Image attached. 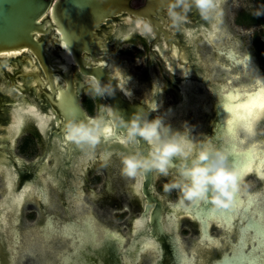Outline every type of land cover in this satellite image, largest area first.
Instances as JSON below:
<instances>
[{
    "label": "flooded vegetation",
    "instance_id": "1",
    "mask_svg": "<svg viewBox=\"0 0 264 264\" xmlns=\"http://www.w3.org/2000/svg\"><path fill=\"white\" fill-rule=\"evenodd\" d=\"M145 3L146 0H134V4L137 7L144 6ZM224 3H228V0H215V7L210 10V15L207 19L200 14L194 5L187 12L186 19L178 21L176 24H173L165 13L162 17L156 16V18H158V24H161L160 28L159 26L154 28L149 19L145 17L138 19L128 12H124L110 19L105 29L101 30L105 51L107 52L104 53V55L110 58L107 60V63L103 61L101 65L109 67L110 78L113 79L115 85L118 86L116 87V91L124 99L133 103L139 102L143 107L146 105L147 101L154 102L157 100L159 103L162 102V105L157 107V111L151 113L153 116L152 118H154L157 114H168L171 110L182 105L184 101L182 84L190 80L198 82V90L200 91H205L207 86L215 87V84L223 83L227 84L228 88H255L257 86V73L253 70L252 66L248 65L247 69L244 70L240 64L233 62L232 58H237L235 61L238 62L248 56L253 61V65L256 64L257 67L260 68L263 76L264 70L253 53H245L236 48L234 42L228 38V33L225 31L224 24L226 20L223 13ZM241 14L242 12L236 16V25H239L243 21L241 19L243 16H240ZM145 22L150 25L151 31L145 27ZM137 25H139V27H137ZM241 38L243 39L244 37L241 36ZM237 39H239V37H236V40ZM243 43L245 44V42ZM200 44L204 45L206 50L205 48H201ZM208 45H210L211 49L207 51ZM176 46L178 48L181 46L184 48L185 55H183V58L179 55L180 52L174 50ZM111 48H113L114 53L110 50ZM69 57L72 58V55L70 54ZM115 57L117 60H115ZM95 63L96 65H100V62ZM112 64L114 69L111 66ZM73 65L76 69L75 73L78 76L76 80V90L83 108L90 117L98 115L103 116L104 123L111 121L113 124L114 118L109 116L106 111H101V106H105V108L111 106L114 110H117L116 105L109 100L107 95L93 98L89 91V84L90 79L96 76L85 75L80 71L76 62H73ZM216 66L236 74L245 72L247 74H252L255 83L253 86L252 84L230 86V79H227V82L216 81L213 78V68ZM134 67H143L144 76H142V78L144 79L137 80L132 72ZM121 76L123 77L122 80ZM2 77L3 75L0 73V81H2ZM25 87L26 90L21 91L20 88L15 86L8 87L0 84V104H2L1 98H6V95L10 91L13 92L12 99H14L13 105L7 108L0 107V152L7 151L11 158L12 164L10 163V167L14 179V194H20L28 183L34 182L38 178L41 168H44V171L40 174L41 178L42 176L55 177L60 184H56L49 180L45 181L48 190V198L45 199L46 201L39 195H30L26 197L24 203L27 202L31 206H36L43 215L42 221L37 224L34 233H32L29 239L24 238L22 234H29L31 232H24V230H21L19 227L21 212L17 225L21 232V243L16 246H11V239L14 238V234L11 233L8 227L5 228V225L3 227V221H0V264H8L13 260L14 264H21L22 260L23 264H33L34 257L41 258L42 264H57L60 261V254L65 255L68 250L75 249L77 246L72 245L74 238L58 232L50 238L49 242H46L45 239L41 237L40 234L43 230L42 226L48 224L52 220H55L57 226L65 224L74 226L83 237L87 238L86 241L76 239V244L78 246H87V249L80 247L81 250L79 251L82 258L86 261L85 264H130L129 261H126V258H134L132 255L135 256L141 248L140 244L139 247H134L136 239L138 240L137 233H134V220L137 218H145L149 211V222L152 223L151 232L158 238H161L162 254L157 258L152 251L148 250L144 253L151 252L154 255L150 264H153L156 260L159 264H177L176 249L170 242L168 238L169 235L164 228L163 215L167 214V211L170 209L168 207L170 206L183 205V207L186 208L197 206L199 199L192 203L181 202L178 196L174 200H170V198L164 195L160 190V180H165L166 178L162 177L160 174L155 177V170L141 172V175L138 173L128 186H124V191L120 192L116 189L111 177L116 174L114 170L115 163L119 164L117 170L120 171L119 157L123 153L114 152L110 156L104 157L101 151H97L98 149H96L95 145L89 147L79 146L73 142L65 143V124L69 118L74 117L63 114L56 103L48 96H40L33 86ZM120 88H122L123 91L120 90ZM171 92L175 94L176 100L172 101L168 99V95H171ZM25 100L35 109V112H31L26 119L23 129L19 134L15 135V127L19 120V105ZM207 103V100L201 102L200 109L202 112L206 110ZM217 104L218 101L213 102V112L207 111L204 115V120L201 121L207 126V134L212 137H217V132H219L224 124L220 121V117H218L219 112ZM122 115L125 117L124 114ZM188 117H190V121ZM195 121L194 111L188 112L186 115V123L190 126L194 125ZM240 130L238 131L239 135ZM192 132L193 134L197 133L196 126H193ZM122 135L124 136V130L116 123L115 126L113 124V135H102L101 138L104 142L108 141L109 138H116ZM20 137L22 138L18 141ZM13 138L15 139L11 147L10 143ZM131 145L143 152L148 151L147 142L140 141ZM100 148L104 149V146L102 145ZM36 150H42V153L39 154L36 152L31 159L23 155L24 151H31V153H33ZM89 151L94 152L95 155L87 164H82V172L79 171L78 173L80 177V194L79 196L68 194V187L71 188V181H73L71 168L74 166V161L78 159L77 156L83 155ZM12 154L15 158H12ZM18 159L22 160L21 165L18 164ZM97 167L98 172L94 174V177L96 176L97 178V181L94 183L95 188H90L89 193L95 198L96 202L100 204V209L103 213L96 215L93 211L88 213L72 211L71 207L74 208L76 203L87 194L85 188L86 180L84 177L86 172L88 173L90 171L91 173ZM0 173L5 184L3 194L0 196L1 202L7 196V188L4 169H0ZM174 173L175 168H170V175ZM102 182L104 183L102 191L98 192L96 189L101 186ZM140 184L142 193L137 192L135 189L136 186H140ZM262 185L264 189V183ZM51 187L54 188L61 197V202L66 212L65 218H62V216L56 212L47 210L48 206L54 201L50 191ZM240 191L242 192V189L239 190V192ZM129 192L132 194V197L129 195ZM247 195L248 193L242 192V196L247 197ZM150 197L153 198L150 207L154 205V208L150 210L149 207L147 211L146 208L150 203ZM159 203L162 205V208H160V223L159 226L156 227L155 221H152V214ZM202 204H208V201L201 199V203L199 202L200 206L197 207V209L203 211L197 217L194 218L190 214H183L181 216L178 233L182 244L180 229L184 223L189 224L190 230L195 234H199L198 241L200 247L207 253L211 251L213 246L220 245V239L213 235L214 226L218 227L220 225L212 222L211 227L206 228L205 218H208L207 214L210 213L211 209L207 210L204 208V210L201 207ZM164 207H167L165 212L163 211ZM128 208L140 209L139 215L131 218L129 238H127L126 234H124L121 229L107 222L105 218L112 210H122L118 214V217H125ZM1 209L0 213L7 211L3 207H1ZM9 213L13 214L11 211ZM86 217H90L89 219L93 220L92 224L94 227L90 225V222L89 224L85 222L84 218ZM85 226H87V228H84ZM223 229L228 236L226 239L230 247L221 252L217 258H206L207 264H218L220 261H224L227 259L225 258L227 255L226 253H229L231 257L233 256L232 249L234 243L239 239V225H236L234 228L236 229L235 241H231L230 239L231 231L226 230L224 227ZM208 230L210 235L219 241L213 244L210 243L209 240L202 241L201 238L203 237V233ZM115 232H117V235L122 234L126 237L124 244L126 251L124 255L121 253V249H119L120 246H117L116 241H118V237L115 235ZM90 235H92V238ZM35 236L40 238V244L38 242L36 243L33 239ZM58 237L64 240L62 245L59 243L57 244V242L54 244V240ZM96 238L101 239V243L94 245ZM90 243H92V245H90ZM37 244L39 245L38 249L40 254H32L30 251V254H28L29 252L27 253L26 258L22 257L24 251H29L33 245L36 246ZM107 244L109 247H107ZM58 246H60V248ZM53 255L54 258H52ZM195 256V264H199L202 260L199 259L196 254ZM135 258L133 261H136Z\"/></svg>",
    "mask_w": 264,
    "mask_h": 264
},
{
    "label": "bare ground",
    "instance_id": "2",
    "mask_svg": "<svg viewBox=\"0 0 264 264\" xmlns=\"http://www.w3.org/2000/svg\"><path fill=\"white\" fill-rule=\"evenodd\" d=\"M174 50L176 52H180L179 55L182 58L184 57L183 55H185V51L182 46L180 48L176 46L174 47ZM8 55L14 56V53H9ZM68 55H70V53H68ZM236 59L232 58V61L240 64L244 70H246L248 65H250L257 73V86L255 88H228L227 84L223 83L215 84V87L207 86L205 91H200L198 90V82L190 80L182 84L184 97L182 105H179L176 109L171 110L168 114L161 115L163 116L164 122L170 125L173 130L180 129V131H183L184 125L186 123V115L188 114V112L194 111L196 121L194 122V125H188L190 134L196 139L202 140L205 138H210L214 144L222 147L228 153V155H230V152L237 153L238 155L236 156L235 167L239 169V183H241L246 176L252 173L264 180V146H262L261 143L259 144L258 142H252V144L247 147L244 146L243 143L245 138H242L238 132L240 129H251L253 131L256 122L264 117V110L257 109L256 113L248 119L238 118L236 112L232 110L236 107L237 104L245 102L246 98L248 97H255L256 99H259L260 90L264 89V76L261 74L262 72L260 68H258L256 64L253 65V61L248 56L238 62L235 61ZM69 63H66V67ZM22 66L25 70H34V68L31 67L29 63H24L22 64ZM111 66L114 69L113 64ZM0 71H2L1 65ZM58 81L59 79L55 80L56 83H58ZM31 83L40 96H47V92H49L47 86L48 82L46 84H39L34 79H32ZM10 93L13 94L12 91ZM236 97H240V100H236ZM204 100H207L208 103L206 110L202 112L200 109V104ZM215 101H218V117H220V121H222L224 124L222 125V128L219 130V132H217V137H212L207 134V126L204 122L201 121L204 120V115L207 111L213 112L212 106L213 102ZM154 102L156 103L157 107L162 105V102L159 103V101L157 100H155ZM32 109L34 108L30 106L29 102L26 100L19 105V120L15 127V135L19 134L23 129L27 117L31 114V112L33 113V111H31ZM109 124L113 128V124L111 123V121L104 123V126H109ZM249 125L251 126L250 128ZM193 126L197 127V133L195 134H193L192 132ZM123 137V135L116 138L112 137L109 138L108 141L104 142L101 138L100 141L95 145V147L96 149H98L97 151H101L104 157H108L114 152L127 154L138 150L129 143H120V140ZM14 139L15 138L11 140V147L13 145ZM102 145L104 146V149L100 148V146ZM94 155V152L89 151L84 153L83 155L81 154L80 156H77L78 159L74 161V166L71 168L73 181H71V188L68 187V194L79 196L81 189L79 182L80 177L78 173L79 171L82 172V164H87L89 160L94 157ZM21 161L22 160L18 159V164L21 165ZM10 163L12 164V161L7 151H4L2 153L0 152V169H4L7 188L6 198H4L0 202V211L2 210L1 207L8 211L0 213V221H3V227L5 225V228L8 227L11 233L14 234V238L11 239V246H16L21 243V232L19 231L17 225L19 223V215L22 209V205L26 197L30 195H39L43 197V200H45L46 198H48V190L46 188L45 181H53L56 184H60V182L55 177L42 176L41 178L40 174L44 171V168H41V171L38 174V178L32 183H28L24 187L22 192L16 195L14 194V179L11 173L12 171ZM249 166L251 167L250 171L248 170ZM170 168H175V166L170 165ZM158 174V172L154 171L155 177H157ZM139 175H141V173H139ZM135 189L137 192L142 193L141 184L140 186L137 185ZM237 193L238 199L240 201L239 205H237ZM252 194L253 193H248L247 197H245L242 196L241 191H237L233 195L232 205L227 209H224L223 207H221L219 210H216L215 208L211 209L210 213L207 214L208 218H205V224L206 228H209L211 227L212 222H215L228 231H232L236 227V225H239V239L234 243L232 249L233 256L227 258V256H229V253H226L227 255L225 258H227L228 260H232V258H240L242 264H248V262H251L252 264H264V208H259L256 206V202ZM199 202L201 203V199L198 200V204ZM153 208L154 205L150 207V210H152ZM166 208L167 207H164V212ZM168 208L170 209L167 211V214H164L163 212V223L164 228L169 235L168 238L176 249L177 264H195L196 256L193 252L189 253L183 248L181 244V238L178 233V228L180 226L179 223L183 214H190L195 218L200 213H202L203 210L199 211L197 209V206L186 208L183 207V205H174L173 207L170 206ZM10 211L13 214H10ZM212 213L216 214L213 215ZM149 214L150 211L145 218H137L136 220H134V233H137L138 236V240L136 239L134 247H139L140 244L141 248L139 249L137 254H135V256L132 255V257L134 258L136 257V261H133L134 258H126V261H129L130 264H140L142 254L148 250L154 252L157 258L162 254L161 238H158L151 232L152 223L149 222ZM228 214L231 215L229 216ZM89 218L90 217L84 218L85 222H87V224H89L90 222V225L94 227L92 224L93 220ZM138 220L142 221V223L136 224V221ZM250 221H256L259 225V228L249 227L248 225ZM84 228H87V226H85ZM42 229L43 230L40 235L43 239H45L46 242H49L50 238L57 232L74 238V242L72 243V245H75L77 247L73 250H68L65 255L60 254V261L57 264H85L86 261L82 258L79 251L81 250L80 247H84L87 249V246H78L76 244V241H86L87 238L83 237V235L79 233L77 228L71 226L70 224L57 226L55 220H52L48 224H44L42 226ZM115 235L118 237V241H116L117 246H120L119 249H121V253L124 255L126 251L124 245L126 237L122 234L117 235V232H115ZM90 236L92 238V235ZM201 240H209V242L212 244L219 241L210 235L209 230L203 233V237L201 238ZM153 241H155L159 245L158 248L151 246ZM94 243V245H97V243L100 244L101 239L96 238ZM90 245H92V243H90ZM28 254H30V252ZM225 261H220L218 264H226ZM8 264H14V260ZM153 264L159 263H157L156 260Z\"/></svg>",
    "mask_w": 264,
    "mask_h": 264
},
{
    "label": "water",
    "instance_id": "3",
    "mask_svg": "<svg viewBox=\"0 0 264 264\" xmlns=\"http://www.w3.org/2000/svg\"><path fill=\"white\" fill-rule=\"evenodd\" d=\"M166 2L146 0L144 6L137 7L134 0H0V73L3 75L0 84L25 91V86H33L32 79L39 84L48 82L47 96L63 114L88 120L90 116L77 94L78 76L73 62L85 75L99 77L102 82L111 80L115 85L110 78L109 67L101 65L110 58L104 55L107 52L101 30L105 29L110 19L124 12L138 19L145 17L154 28H160L156 16L167 14ZM110 50L114 53L113 48ZM9 53H14V56H9ZM95 62H100V65ZM24 63H29L34 70L23 69ZM66 63H69L67 67ZM56 79H59L58 83ZM10 92L6 98H1L0 107L14 104ZM108 98L126 119L138 107H143L139 102L124 99L116 90ZM230 161L235 166V160ZM149 201L147 211L153 198L150 197ZM201 207L207 210L221 208L209 201ZM160 208L162 205L159 203L152 214L156 227L160 223Z\"/></svg>",
    "mask_w": 264,
    "mask_h": 264
},
{
    "label": "clouds",
    "instance_id": "4",
    "mask_svg": "<svg viewBox=\"0 0 264 264\" xmlns=\"http://www.w3.org/2000/svg\"><path fill=\"white\" fill-rule=\"evenodd\" d=\"M193 5L207 19L210 10L215 7V0H167L164 7L172 23L176 24L186 19ZM145 27L151 31L147 22ZM116 87L111 80L102 82L101 78L92 77L89 91L93 98L104 97L113 95ZM120 90L123 91L122 88ZM101 111L114 118V126L118 123L123 128L126 143L147 142V152L136 150L120 155V172L123 176L135 178L138 173L155 170L166 178L161 186L162 191H176L181 202L192 203L202 199L215 207L228 208L232 205L234 193L241 190L239 169L232 165L228 153L210 138H194L187 123L180 131L173 130L160 114L150 118L151 113L157 111L156 103L152 101L138 107L127 119L111 106H101ZM243 132L246 138L253 135L251 129ZM65 134L76 145L94 146L105 135L104 117L98 115L88 120L69 118L65 124ZM170 165L175 166V173L171 175ZM252 195L256 206L264 208V190Z\"/></svg>",
    "mask_w": 264,
    "mask_h": 264
},
{
    "label": "rangeland",
    "instance_id": "5",
    "mask_svg": "<svg viewBox=\"0 0 264 264\" xmlns=\"http://www.w3.org/2000/svg\"><path fill=\"white\" fill-rule=\"evenodd\" d=\"M223 13L225 20V31L228 33V38L234 42V46L238 49H240L243 52H251L254 54V57H256L259 60L260 66L264 70V1L262 0H228V3H224L223 6ZM242 14L240 16L243 20L239 25H236L235 19L237 14ZM244 37V41L241 38ZM236 37H239V39L236 40ZM224 41V40H223ZM245 42V44L243 43ZM201 48L206 47L202 44H200ZM210 45L207 47V51L210 50ZM203 51V50H202ZM214 75L213 78L216 81H224L227 82V79H230L231 82L229 83L230 86L235 85H246V84H252L254 85V80L252 74L242 73V74H236L234 72L227 71L221 67H214L213 68ZM133 74L136 76L137 80L144 79L142 76H144V69L143 67H134L132 70ZM239 75V76H238ZM144 89V88H143ZM145 90V89H144ZM143 92L142 90H139ZM149 94V93H148ZM169 100H176L175 94L171 92V95H168ZM190 121V117H188ZM244 129L240 130V135L245 138L244 139V146H249L252 144V142H258L261 143L262 146H264V117L258 120L255 124L253 135L250 137L244 136ZM22 137L18 139L20 141ZM38 152L39 154L42 153V150H36L33 153L31 151H24L23 155L27 156L28 159H31L35 153ZM238 154L235 152H230L229 160L232 159L233 161H236V156ZM118 163H115L114 170L116 172L115 176H112L111 179L113 180V184L116 186V189L120 192L124 191V186H128L130 182H132L133 178L125 177L121 174V172L118 169ZM89 171V169H88ZM95 171V172H93ZM91 173L90 171L84 176L86 180L85 188L87 191V194L81 198L79 202L76 203V206L73 208L71 207L72 211H76L79 213H88V212H94L96 215L102 214L103 211L100 209V204L96 202L95 198L92 197L89 193L90 188H95V182L97 181L96 176L94 177V174L98 172V167L94 169ZM101 172V171H99ZM105 177V175H104ZM115 177V178H114ZM104 182V181H103ZM102 182L101 186L97 187V191L101 192L104 183ZM165 182V180H160V190L161 192L168 196L170 200H174L178 194L176 191H173L171 193H164L162 191V184ZM264 180L262 178H259L258 176L254 175L253 173L246 176L243 179V182L240 184L241 189L243 193H254L256 191L264 190L263 184ZM5 188L4 179L0 173V196H2L3 191ZM52 193V199L54 201L48 206V211H53L58 213L62 216V218H65L66 212L64 210V207L61 202V197L59 196L58 192L51 187L50 189ZM129 195L132 197V194L129 192ZM122 210H112L109 212L108 216L105 218L107 219V222L112 224L113 226L119 228L122 230L124 234H126L127 238L130 237V231H131V218L136 217L140 213L139 208H128L125 217H118L119 213ZM123 218V219H122ZM20 228L21 230L30 231L31 233L22 235L24 238H30L32 233H34L35 227L37 224L42 221L43 215L42 212L37 209L36 206H31L27 202L24 203L21 215H20ZM180 234L182 235V244L184 248L188 252H194L199 259L202 261L199 264H207V259H214L217 258L221 252L224 250L229 249L230 246H228V240L226 239L228 236L223 228L220 226H214L213 228V235L217 236L220 239V245H215L212 247L211 251L205 252L202 247H200L199 244V234L193 233L192 230H190V225L187 223H184L180 229ZM188 234V235H187ZM230 239L231 241L236 240V229H233L230 233ZM35 242L40 244V238L38 236L33 237ZM34 242V241H33ZM57 242L60 245L64 243V240L61 238H56L54 240V244ZM62 242V243H61ZM66 244V243H65ZM108 245V244H107ZM39 245L32 246V248L29 249V251H24L22 253V257L26 258L27 253L31 251L32 254H40L39 252ZM60 248V246H58ZM109 247V245L107 246ZM51 258V257H50ZM54 258V255L53 257ZM154 258V255L149 253H144L142 255V261L141 264H150ZM205 258V259H204ZM43 259V257H42ZM226 260V261H225ZM224 261L226 264H242L240 258H232L231 259H225ZM33 264H42L41 258L34 257ZM23 264V260L21 262Z\"/></svg>",
    "mask_w": 264,
    "mask_h": 264
},
{
    "label": "snow or ice",
    "instance_id": "6",
    "mask_svg": "<svg viewBox=\"0 0 264 264\" xmlns=\"http://www.w3.org/2000/svg\"><path fill=\"white\" fill-rule=\"evenodd\" d=\"M137 27H139V25H137ZM122 79L123 77L121 76V80ZM235 99L240 100V97H236ZM257 109L264 110V89L260 90L259 99H256L255 97H248L246 98L245 102L237 104L236 107L232 110L236 112L238 118L248 119L249 117H252L256 113ZM31 111L35 112V109H32ZM250 127L251 126L249 125V128ZM105 135H108V136L113 135V128L110 124L109 126L105 127ZM68 142H71V141L66 136L65 143H68ZM120 143L126 144L123 138H121ZM248 170L249 171L251 170L250 166ZM236 195H237V205H239L240 201L238 199V193ZM199 206L200 205L197 204V207ZM223 208L227 209V207H223ZM212 214L215 215L216 213H212ZM228 215L230 216L231 214H228ZM141 223L142 221H139V220L136 221V224H141ZM248 226L259 228V225L257 224L256 221H250ZM151 246L157 247V248L159 247V245L155 241L152 242Z\"/></svg>",
    "mask_w": 264,
    "mask_h": 264
}]
</instances>
